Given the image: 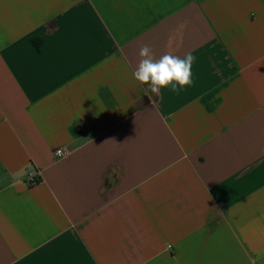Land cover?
<instances>
[{
	"label": "crops",
	"instance_id": "crops-1",
	"mask_svg": "<svg viewBox=\"0 0 264 264\" xmlns=\"http://www.w3.org/2000/svg\"><path fill=\"white\" fill-rule=\"evenodd\" d=\"M0 264H264V0H0Z\"/></svg>",
	"mask_w": 264,
	"mask_h": 264
},
{
	"label": "clouds",
	"instance_id": "clouds-1",
	"mask_svg": "<svg viewBox=\"0 0 264 264\" xmlns=\"http://www.w3.org/2000/svg\"><path fill=\"white\" fill-rule=\"evenodd\" d=\"M139 56L140 62L133 77L141 85L147 86L146 93L150 91L151 94L159 96L162 88L179 92L191 86V68L194 62L191 54L181 58L173 55L170 50L157 58L151 47L145 44L141 46Z\"/></svg>",
	"mask_w": 264,
	"mask_h": 264
},
{
	"label": "built area",
	"instance_id": "built-area-1",
	"mask_svg": "<svg viewBox=\"0 0 264 264\" xmlns=\"http://www.w3.org/2000/svg\"><path fill=\"white\" fill-rule=\"evenodd\" d=\"M68 155V151L65 149H57L56 150V156L59 158L65 157ZM39 181V178L36 174L34 173H29L28 174V182L31 185L36 184Z\"/></svg>",
	"mask_w": 264,
	"mask_h": 264
}]
</instances>
